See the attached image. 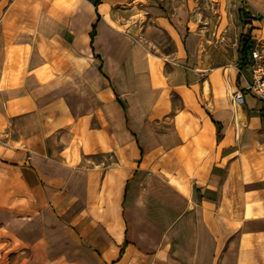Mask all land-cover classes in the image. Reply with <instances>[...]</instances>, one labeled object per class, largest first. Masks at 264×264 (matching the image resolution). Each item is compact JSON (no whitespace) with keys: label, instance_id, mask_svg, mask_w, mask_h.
I'll return each instance as SVG.
<instances>
[{"label":"crops","instance_id":"crops-1","mask_svg":"<svg viewBox=\"0 0 264 264\" xmlns=\"http://www.w3.org/2000/svg\"><path fill=\"white\" fill-rule=\"evenodd\" d=\"M96 1L0 0V264H264V100H233L240 41L213 57L161 13L140 41L118 25L132 0Z\"/></svg>","mask_w":264,"mask_h":264},{"label":"rangeland","instance_id":"rangeland-1","mask_svg":"<svg viewBox=\"0 0 264 264\" xmlns=\"http://www.w3.org/2000/svg\"><path fill=\"white\" fill-rule=\"evenodd\" d=\"M241 9L246 12L245 20ZM120 10L119 29L127 32L135 27L138 30L135 37L140 41L145 40V27L154 22L151 15L161 13L174 20L179 17L184 23L190 20L191 27L210 40L213 57L225 55L226 59L234 58L243 34L254 41L251 27L256 28L255 23L259 25L257 21L264 20V0H132ZM158 38L154 48L158 53L174 51L170 36Z\"/></svg>","mask_w":264,"mask_h":264},{"label":"built area","instance_id":"built-area-1","mask_svg":"<svg viewBox=\"0 0 264 264\" xmlns=\"http://www.w3.org/2000/svg\"><path fill=\"white\" fill-rule=\"evenodd\" d=\"M245 67L250 74V79L244 88L235 91L233 100L237 104H243L246 92L264 100V43L261 40L254 42Z\"/></svg>","mask_w":264,"mask_h":264},{"label":"trees","instance_id":"trees-1","mask_svg":"<svg viewBox=\"0 0 264 264\" xmlns=\"http://www.w3.org/2000/svg\"><path fill=\"white\" fill-rule=\"evenodd\" d=\"M98 3L99 0L96 1V4ZM241 11H242L241 13L243 14L242 16L245 20V16H247L246 12L243 9H241ZM253 46H254V41L252 40V38L249 35L243 34L240 38V58H239L243 67H245L249 61V54Z\"/></svg>","mask_w":264,"mask_h":264}]
</instances>
